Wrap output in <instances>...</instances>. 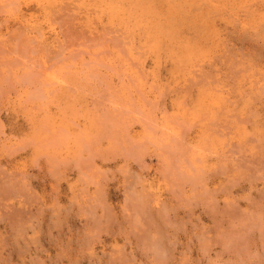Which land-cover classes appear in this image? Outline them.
Returning a JSON list of instances; mask_svg holds the SVG:
<instances>
[{"label":"rangeland","instance_id":"1","mask_svg":"<svg viewBox=\"0 0 264 264\" xmlns=\"http://www.w3.org/2000/svg\"><path fill=\"white\" fill-rule=\"evenodd\" d=\"M0 264H264V0H0Z\"/></svg>","mask_w":264,"mask_h":264},{"label":"bare ground","instance_id":"2","mask_svg":"<svg viewBox=\"0 0 264 264\" xmlns=\"http://www.w3.org/2000/svg\"><path fill=\"white\" fill-rule=\"evenodd\" d=\"M18 7V6H17ZM36 27V26H35ZM54 83V82H53ZM56 83V82H55Z\"/></svg>","mask_w":264,"mask_h":264}]
</instances>
